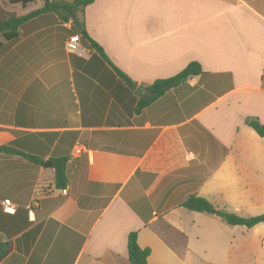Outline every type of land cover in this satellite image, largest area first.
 Here are the masks:
<instances>
[{
	"label": "crops",
	"instance_id": "0c3cea01",
	"mask_svg": "<svg viewBox=\"0 0 264 264\" xmlns=\"http://www.w3.org/2000/svg\"><path fill=\"white\" fill-rule=\"evenodd\" d=\"M83 19L107 59L68 52L71 25L52 14L0 47V146L42 161L0 150V264H129L131 232L147 264H264V240L242 229L264 222L232 225L218 263L180 225L189 195L262 196L264 137L245 120L264 125V0H94ZM190 62L199 74L136 110Z\"/></svg>",
	"mask_w": 264,
	"mask_h": 264
},
{
	"label": "trees",
	"instance_id": "16d2710c",
	"mask_svg": "<svg viewBox=\"0 0 264 264\" xmlns=\"http://www.w3.org/2000/svg\"><path fill=\"white\" fill-rule=\"evenodd\" d=\"M10 4H20L22 8L29 4L35 3L38 0H6ZM42 5L35 10L30 11L24 15L9 14L5 18H0V47L3 41L13 42L19 37V28L27 21L36 18L43 14L55 15L61 23H69L71 25V32L73 34L79 33L80 42L83 45L89 44L105 59L102 49L93 41L85 30L83 12L84 8L94 0H41ZM120 79L126 82L129 88H134L133 83L126 75H124L117 68L113 67ZM201 72L200 66L197 62L188 63L181 71L173 76L166 78H159L153 81L152 84L144 88V97L137 100L136 110L147 106L157 98L162 96L167 90L178 86L186 81L188 78L195 76ZM245 124L251 127L259 136L264 137V125L257 119L247 118ZM0 150L4 153L17 154L27 159L34 161L37 164L42 163L34 156L23 153L13 147L0 146ZM66 157L51 158V164L54 168V185L58 189L65 188L67 185V178L65 175ZM182 207L189 211L204 212L213 214L219 217L228 225H242L245 227H252L258 223L264 222V213L251 217H242L234 213L227 212L215 208L205 198L189 195L183 202ZM10 250L7 244H0V259H2ZM150 253L149 248H140L136 243V232L129 233L127 237V257L129 264H147V257Z\"/></svg>",
	"mask_w": 264,
	"mask_h": 264
},
{
	"label": "rangeland",
	"instance_id": "374dc122",
	"mask_svg": "<svg viewBox=\"0 0 264 264\" xmlns=\"http://www.w3.org/2000/svg\"><path fill=\"white\" fill-rule=\"evenodd\" d=\"M65 1V0H64ZM41 0L35 3L29 4L28 9L34 10L39 6ZM24 8L20 4H10L6 0H0V18H5L9 14L20 15L23 14ZM0 36V40H1ZM262 177L264 181V171L262 170ZM259 189V194H262L258 199L251 198L249 195L238 198L235 194H230V197H218L211 196L206 198L215 208L224 209L227 212H236L242 217H251L264 213V183L260 185H252V193H255L256 188ZM250 194V193H248ZM181 227H185L187 234H189L190 241L191 237L197 232L201 235L200 242H203L204 249L207 252L206 256L211 262H223L224 251L221 246L223 243L236 237L240 239L239 231L240 227H235L222 222L217 216L213 214H205L202 212H189L186 209L181 210ZM192 221L195 223L193 224ZM249 236L260 242V239L264 240V224L258 226L257 230L245 229ZM168 232L167 230L165 231ZM263 236V237H262ZM262 237V238H261ZM194 251V250H192ZM190 251V253L192 252Z\"/></svg>",
	"mask_w": 264,
	"mask_h": 264
},
{
	"label": "built area",
	"instance_id": "2783aa9c",
	"mask_svg": "<svg viewBox=\"0 0 264 264\" xmlns=\"http://www.w3.org/2000/svg\"><path fill=\"white\" fill-rule=\"evenodd\" d=\"M65 47L68 52L76 53L78 55H83L84 51L80 46V38L79 34H72L69 36L65 43ZM3 210L7 213H11L14 211V206L10 203L9 200L3 201Z\"/></svg>",
	"mask_w": 264,
	"mask_h": 264
}]
</instances>
